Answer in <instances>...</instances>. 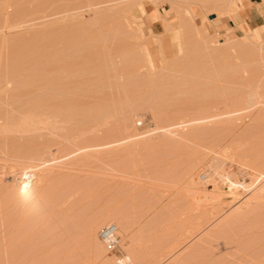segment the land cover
Masks as SVG:
<instances>
[{"label":"rangeland","instance_id":"obj_1","mask_svg":"<svg viewBox=\"0 0 264 264\" xmlns=\"http://www.w3.org/2000/svg\"><path fill=\"white\" fill-rule=\"evenodd\" d=\"M182 1L0 0V264H264V32Z\"/></svg>","mask_w":264,"mask_h":264},{"label":"bare ground","instance_id":"obj_2","mask_svg":"<svg viewBox=\"0 0 264 264\" xmlns=\"http://www.w3.org/2000/svg\"><path fill=\"white\" fill-rule=\"evenodd\" d=\"M175 1H177V3H175L174 4V6L176 5V9L174 8V6H172L173 7V10L172 11H168V13H171L173 16H177V9L183 4V3H181L180 2V0H175ZM202 1V0H201ZM211 1V0H210ZM215 4H218L219 6H221V4L223 5V7H229L231 4H232V0H212ZM182 2H184V3H188V0H183ZM203 2V1H202ZM209 2V1H208ZM212 2V3H213ZM234 2V1H233ZM172 3V2H171ZM235 3H236V0H235ZM172 5H173V3H172ZM187 6V5H186ZM212 10V9H211ZM188 11V10H187ZM144 12V11H143ZM216 12V11H215ZM213 15H215V14H213ZM170 16V15H169ZM219 16H220V14H219ZM213 17V16H212ZM212 19H216V18H212ZM171 25H172V23L169 21V22H167L166 21V23H165V28L167 29V31L168 32H170V31H172L171 29ZM188 26H190V22H188V21H181V30H180V32H181V34H184L185 33V35L187 34L186 33V31L188 30L187 29V27ZM187 29V30H186ZM186 30V31H185ZM182 32H184V33H182ZM184 35V36H185ZM252 37L253 36H251V35H246L245 36V38L246 39H248L249 41H247L246 43H240V42H238V43H231V41L230 42H228V43H226L227 44V50H228V52H232V51H239L241 54H239V55H241V58L243 57V59H244V61H246V60H248L247 58L249 57V55L251 54L250 52V49H252L251 47L249 48V46H250V44H253V45H255V43L253 42V39H252ZM208 40V39H207ZM219 40H222V43H225V40L224 39H222V38H220V39H218V41ZM228 40V39H227ZM227 40H226V42H227ZM215 41V40H214ZM232 41H234V40H232ZM204 42V41H203ZM206 42H204V44H205ZM221 43V42H220ZM221 43V44H222ZM264 43V42H263ZM194 44V43H193ZM210 44H212V43H210ZM223 45V44H222ZM202 46V45H201ZM181 47V46H180ZM215 47V46H214ZM214 47L211 45V46H209V44H208V46H206V49H214ZM254 47V46H253ZM198 49V48H197ZM205 50V49H204ZM226 50V51H227ZM255 50H257V52H258V55H263V54H261V51L262 50H264V48L262 47V46H260V47H258L257 49H255ZM215 51V50H214ZM253 54V53H252ZM230 55V54H229ZM230 56H233L232 54L230 55ZM236 58V57H235ZM251 58H252V56H251ZM250 58V59H251ZM263 58V57H262ZM239 59V58H238ZM264 59V58H263ZM242 60V59H241ZM256 60H257V58H256ZM255 60V61H256ZM260 60V59H259ZM258 61V60H257ZM251 63V62H250ZM245 64H247V63H245ZM253 64V63H252ZM247 65H250L249 63L247 64ZM230 66V65H229ZM241 67V66H240ZM240 67H239V69H240ZM227 68V67H226ZM237 68V67H236ZM232 69V68H231ZM247 69H248V67H247ZM222 70V69H221ZM252 71V70H251ZM257 89V88H256ZM250 93H251V91H250ZM248 94V93H247ZM250 99H252V100H254L256 97H257V94H256V91H252V93L248 96ZM249 99V100H250ZM248 100V101H249ZM257 100V99H256ZM251 102H253V101H251ZM216 161V160H215ZM220 161V160H219ZM215 166H214V168H217V166L218 165H216V164H214ZM19 167V166H18ZM216 169H214V171H215ZM217 171H218V168H217ZM218 174H220L219 172H218ZM221 175V174H220ZM228 180H229V176H225ZM224 176L222 177V178H225ZM229 182V181H228ZM27 183V182H26ZM28 184H31V183H28ZM230 184L232 185V186H234V187H237V184H236V182H231V180H230ZM29 186V185H28ZM31 186V185H30ZM29 186V187H30ZM22 187V186H21ZM232 188V187H231ZM231 188H230V190H231ZM20 189V188H19ZM22 189L23 188H21L20 190H19V193L21 194H23V192H22ZM31 189V188H30ZM223 191V190H222ZM29 192H31L30 190H29ZM29 194V193H28ZM28 196V195H27ZM228 197V196H227ZM93 228V227H92ZM128 259H129V257H128ZM123 260V259H122Z\"/></svg>","mask_w":264,"mask_h":264},{"label":"crops","instance_id":"obj_3","mask_svg":"<svg viewBox=\"0 0 264 264\" xmlns=\"http://www.w3.org/2000/svg\"><path fill=\"white\" fill-rule=\"evenodd\" d=\"M174 17L178 18V16ZM165 23L164 21V25ZM233 28L235 32H245V35H252L254 38H259V32L248 33L246 31L259 29L261 32H264V0H242L238 17L233 23Z\"/></svg>","mask_w":264,"mask_h":264},{"label":"built area","instance_id":"obj_4","mask_svg":"<svg viewBox=\"0 0 264 264\" xmlns=\"http://www.w3.org/2000/svg\"><path fill=\"white\" fill-rule=\"evenodd\" d=\"M27 181L30 178H26ZM98 236L110 253H116L120 249V237L118 235V226L114 223L105 224L98 231Z\"/></svg>","mask_w":264,"mask_h":264},{"label":"snow or ice","instance_id":"obj_5","mask_svg":"<svg viewBox=\"0 0 264 264\" xmlns=\"http://www.w3.org/2000/svg\"><path fill=\"white\" fill-rule=\"evenodd\" d=\"M27 189H28V185L25 184V185L23 186V189H22V192H23V194H24L25 196L28 195V193H27Z\"/></svg>","mask_w":264,"mask_h":264},{"label":"clouds","instance_id":"obj_6","mask_svg":"<svg viewBox=\"0 0 264 264\" xmlns=\"http://www.w3.org/2000/svg\"><path fill=\"white\" fill-rule=\"evenodd\" d=\"M128 264H131V260L129 259Z\"/></svg>","mask_w":264,"mask_h":264}]
</instances>
